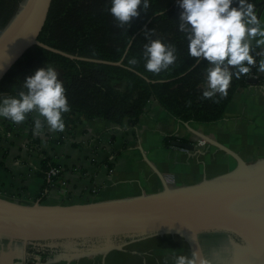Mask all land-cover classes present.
<instances>
[{
	"label": "crops",
	"instance_id": "crops-1",
	"mask_svg": "<svg viewBox=\"0 0 264 264\" xmlns=\"http://www.w3.org/2000/svg\"><path fill=\"white\" fill-rule=\"evenodd\" d=\"M258 11L264 14V5ZM35 115L11 126L7 118L0 117V196L16 202L78 204L129 199L158 194L165 181L175 191L219 178L238 167L231 155L171 119L156 100L148 103L134 125L85 118L64 132H52L45 125L36 135ZM190 126L224 145H228L226 141L238 143L239 136L247 134L262 136L256 133L264 131V73L258 82L236 92L223 119ZM174 140L194 143L195 150L178 147ZM255 147L244 157L250 166L264 162V153L256 155L264 151V140ZM46 157L59 169L48 185L42 164ZM191 251L181 235L164 233L103 253L43 264H173L175 255Z\"/></svg>",
	"mask_w": 264,
	"mask_h": 264
},
{
	"label": "water",
	"instance_id": "water-1",
	"mask_svg": "<svg viewBox=\"0 0 264 264\" xmlns=\"http://www.w3.org/2000/svg\"><path fill=\"white\" fill-rule=\"evenodd\" d=\"M52 1L24 0L1 33L0 82L35 45L70 58L122 64L125 56L117 62L86 58L41 42ZM252 74L249 83L263 77L255 68ZM184 124L231 155L237 169L190 188L173 191L165 181L158 194L97 203L24 204L0 196V264L89 256L164 233L181 235L209 264H264V167L251 171L239 153ZM173 144L195 150L191 142Z\"/></svg>",
	"mask_w": 264,
	"mask_h": 264
},
{
	"label": "trees",
	"instance_id": "trees-1",
	"mask_svg": "<svg viewBox=\"0 0 264 264\" xmlns=\"http://www.w3.org/2000/svg\"><path fill=\"white\" fill-rule=\"evenodd\" d=\"M23 1L0 0V35ZM263 1L249 0L257 6ZM149 2L147 13L141 10L140 16L125 30L116 27L108 11L111 0H53L39 35L41 42L80 57L117 62L125 56L122 66L70 58L35 45L1 80L0 94L17 95L28 76L52 65L67 89L71 111L63 117L66 127L85 118L116 125L128 121L134 125L151 100H156L177 122L210 124L223 119L236 92L250 84L248 79L252 72L240 79L234 78L227 97L217 95L212 100L203 99L208 64L204 60L197 62L188 54L185 34L178 29L182 12L178 0ZM145 28L154 29L151 39H162L177 48L178 60L159 75L144 67V45L148 43L143 34ZM133 57L140 61L136 66L128 63ZM8 123V126L13 124L10 120ZM42 164L46 172L58 166L49 157L44 158Z\"/></svg>",
	"mask_w": 264,
	"mask_h": 264
},
{
	"label": "clouds",
	"instance_id": "clouds-1",
	"mask_svg": "<svg viewBox=\"0 0 264 264\" xmlns=\"http://www.w3.org/2000/svg\"><path fill=\"white\" fill-rule=\"evenodd\" d=\"M182 12L178 29L185 34L188 54L197 62L207 61L206 81L202 98H225L233 79H240L253 71L264 73V14L249 0H178ZM149 0H111L108 10L116 27H131L141 10L147 13ZM148 43L144 45L143 59L146 71L159 75L178 60L177 48L162 39H151L154 29H144ZM130 46V45H129ZM135 57L128 60L136 66ZM67 89L52 65L37 69L22 83L17 95L0 94V117L15 124L33 120V133L64 132V114L71 111ZM173 264H209L198 250L175 255Z\"/></svg>",
	"mask_w": 264,
	"mask_h": 264
},
{
	"label": "rangeland",
	"instance_id": "rangeland-1",
	"mask_svg": "<svg viewBox=\"0 0 264 264\" xmlns=\"http://www.w3.org/2000/svg\"><path fill=\"white\" fill-rule=\"evenodd\" d=\"M220 121V120H219ZM260 123H261V121H260ZM262 124V123H261ZM257 134H262V136H253V135H250V134H247V135H244V136H239V142L238 143H234V142H231V143H229L228 141H226V143L228 144V145H226V146H228L230 149H232V150H234V151H236V152H238L240 155H241V157L244 159V157H247V153H249L250 151H252L251 150V148H256L255 146H256V144H257V142L258 141H263L264 140V131H262L261 130V132H257L256 133V135ZM201 138V137H200ZM201 139H203V138H201ZM204 140V139H203ZM205 141V140H204ZM207 142V141H206ZM208 143V142H207ZM220 149V148H219ZM221 151H222V153L223 154H225V155H229L227 152H225L224 150H222L221 149ZM253 152V151H252ZM264 153V151H259V152H257L256 153V155H258V154H263ZM51 160H53L52 158H51ZM245 160V159H244ZM204 164V163H203ZM203 172L206 174V172H207V170L206 169H204V166H203ZM208 172L210 173V171L208 170ZM10 198H12V197H10ZM12 199H14V198H12ZM18 200V199H17ZM67 203H69V202H67Z\"/></svg>",
	"mask_w": 264,
	"mask_h": 264
},
{
	"label": "built area",
	"instance_id": "built-area-1",
	"mask_svg": "<svg viewBox=\"0 0 264 264\" xmlns=\"http://www.w3.org/2000/svg\"><path fill=\"white\" fill-rule=\"evenodd\" d=\"M58 173H59V169L57 167H52L49 169V171L46 172V180H47L48 184H52L54 182V179ZM167 178L169 180H172L171 176H169Z\"/></svg>",
	"mask_w": 264,
	"mask_h": 264
},
{
	"label": "flooded vegetation",
	"instance_id": "flooded-vegetation-1",
	"mask_svg": "<svg viewBox=\"0 0 264 264\" xmlns=\"http://www.w3.org/2000/svg\"><path fill=\"white\" fill-rule=\"evenodd\" d=\"M262 167H264V162H261L257 166H251V171H254V170L259 169V168H262Z\"/></svg>",
	"mask_w": 264,
	"mask_h": 264
}]
</instances>
